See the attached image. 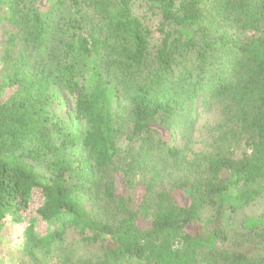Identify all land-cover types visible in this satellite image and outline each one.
<instances>
[{
  "label": "trees",
  "instance_id": "obj_1",
  "mask_svg": "<svg viewBox=\"0 0 264 264\" xmlns=\"http://www.w3.org/2000/svg\"><path fill=\"white\" fill-rule=\"evenodd\" d=\"M139 1L0 0V19L17 29L1 80L0 237L6 221L26 220L16 246L23 264H44L37 250L67 234L95 252L56 264H262L254 244L219 246L225 212L264 198V0H143L158 16L156 46L133 11ZM55 103L69 108L68 121ZM209 110L245 142L242 155L205 158L169 188L134 186L131 172L169 179V161L181 160L173 145L147 140L153 126H194ZM73 122L84 128L72 132ZM122 138L140 141L136 158L123 157ZM136 187L144 193L134 206L125 194ZM37 221L52 230L37 235ZM193 224L200 230L189 232ZM244 227L264 238V216Z\"/></svg>",
  "mask_w": 264,
  "mask_h": 264
},
{
  "label": "rangeland",
  "instance_id": "obj_2",
  "mask_svg": "<svg viewBox=\"0 0 264 264\" xmlns=\"http://www.w3.org/2000/svg\"><path fill=\"white\" fill-rule=\"evenodd\" d=\"M134 13L139 16L145 24L150 26L152 31V43L151 46H156L159 43L161 36L156 31L158 24V16L151 7L145 1L136 2L133 5ZM8 12L6 4H0V15L5 16ZM17 29L9 25L3 19H0V102L3 101L9 95L7 90H3L1 87V80L6 72V56L7 50L10 48L8 44V37L15 34ZM12 54V53H11ZM14 55V53L12 54ZM51 111L53 113L61 115L66 121L70 119V112L67 106H59L57 103L51 105ZM222 125V126H221ZM155 133L147 134V140L150 142L160 138L167 143V146H174L181 151L179 161H169L170 166L167 168V174H172L169 179H162L161 176L155 177L152 173H130L129 178L132 180L133 185H137L139 180L152 181L153 185H156L155 189L160 190L163 187H171L173 179L186 177V175H193L195 172H199L201 169L197 168V165L205 166V158H210L215 155H226L230 158H238L245 151V142L235 135L232 126H224L221 123L220 117L215 110H209L199 115V120L194 123V126H171L169 129L163 126H153ZM72 132H79L84 127L76 122H73L72 126H69ZM124 133H130V126H123ZM122 148L125 147L123 154L126 156V160L130 161L132 158H136V152L139 149L140 141L133 140L128 142L125 138ZM156 144V143H155ZM131 152L129 156L128 152ZM26 161L33 167L34 171L46 179L49 178L50 172L44 167L43 164L26 159ZM136 171V169H133ZM159 188V189H158ZM116 193L124 195L122 183L117 179L116 181ZM144 193L143 188L136 187L131 189L125 194L130 196L133 201V205L137 206ZM177 198L180 204H184V198L181 193L177 194ZM100 212V218L106 222L108 221V214L103 215L102 210ZM208 214L202 216V222L205 221ZM264 216V198H258L251 205L242 207L240 209L232 211H226L224 216V228L228 234L226 242L220 244L221 249L227 250H242L248 245H255L257 251L253 256L262 261L264 264V238H255L251 240L247 236V231L244 227V222L251 218H260ZM26 220L18 223H9L6 221L2 224V233L0 237V264H23L17 260L16 246L22 239ZM52 230V226L46 223L38 222L35 224V232L39 236H44ZM198 225H191L188 228L189 232L199 231ZM66 241L61 244H55L51 246L50 250L38 249L37 258L44 264H56L57 260L62 257L63 254H70L73 260L84 257L89 252H95L94 249L85 250L75 242L72 235H66ZM75 246L76 250L72 251V246ZM25 264V263H24ZM26 264H32L27 261Z\"/></svg>",
  "mask_w": 264,
  "mask_h": 264
}]
</instances>
